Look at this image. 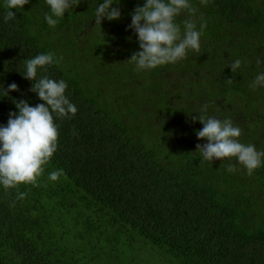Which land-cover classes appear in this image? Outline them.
<instances>
[{
	"label": "trees",
	"instance_id": "16d2710c",
	"mask_svg": "<svg viewBox=\"0 0 264 264\" xmlns=\"http://www.w3.org/2000/svg\"><path fill=\"white\" fill-rule=\"evenodd\" d=\"M260 1L0 0V264H264Z\"/></svg>",
	"mask_w": 264,
	"mask_h": 264
},
{
	"label": "flooded vegetation",
	"instance_id": "af4514ba",
	"mask_svg": "<svg viewBox=\"0 0 264 264\" xmlns=\"http://www.w3.org/2000/svg\"><path fill=\"white\" fill-rule=\"evenodd\" d=\"M251 38H252V42H254L253 45L255 43L264 42V29H260L259 31H257L255 33V35H253ZM258 48L261 49L260 47H258ZM181 62H182V60L180 59L179 56H177V57L175 56L173 61L168 60L166 57L162 56V57H156L154 64H156L158 66L166 65V67L172 66L173 69L176 68L179 65V63L184 65V66L189 67L188 64H185L184 62L181 63ZM141 65H143L146 68V67H148L149 64L147 61H144ZM147 99H144V100H147Z\"/></svg>",
	"mask_w": 264,
	"mask_h": 264
},
{
	"label": "rangeland",
	"instance_id": "374dc122",
	"mask_svg": "<svg viewBox=\"0 0 264 264\" xmlns=\"http://www.w3.org/2000/svg\"><path fill=\"white\" fill-rule=\"evenodd\" d=\"M260 8H264V0H261L260 1ZM254 42H252L253 44ZM254 46H258L260 48H262L264 46V42H260V43H255ZM123 83V81H121ZM163 91L164 92H168V95L167 96H174V94L172 93V90L171 88H169L168 86L166 87H163ZM117 97V94L115 95L114 94V98ZM114 98L112 99L114 101ZM144 99H147V98H144ZM132 101V100H131ZM144 101H147V100H144ZM128 104L132 105V102H129ZM138 259L142 260L144 263L146 264H149L152 262V255L147 253V252H143V254H139L138 256ZM134 261V255H131L128 257L127 259V263L130 264Z\"/></svg>",
	"mask_w": 264,
	"mask_h": 264
},
{
	"label": "clouds",
	"instance_id": "9594fccd",
	"mask_svg": "<svg viewBox=\"0 0 264 264\" xmlns=\"http://www.w3.org/2000/svg\"><path fill=\"white\" fill-rule=\"evenodd\" d=\"M218 148V146H216Z\"/></svg>",
	"mask_w": 264,
	"mask_h": 264
}]
</instances>
